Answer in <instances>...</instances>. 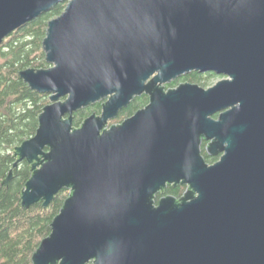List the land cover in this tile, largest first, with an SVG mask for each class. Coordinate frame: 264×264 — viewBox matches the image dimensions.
<instances>
[{
	"label": "water",
	"instance_id": "1",
	"mask_svg": "<svg viewBox=\"0 0 264 264\" xmlns=\"http://www.w3.org/2000/svg\"><path fill=\"white\" fill-rule=\"evenodd\" d=\"M64 3L42 40L50 67L19 73L50 103L0 182L27 163L23 209L68 191L32 264H264V0H0V45ZM191 72L227 79L161 87Z\"/></svg>",
	"mask_w": 264,
	"mask_h": 264
},
{
	"label": "trees",
	"instance_id": "2",
	"mask_svg": "<svg viewBox=\"0 0 264 264\" xmlns=\"http://www.w3.org/2000/svg\"><path fill=\"white\" fill-rule=\"evenodd\" d=\"M59 4L48 12L16 29L0 45V182L9 174L15 162L13 149L32 138L38 128V117L47 104L46 95L33 92L19 77L22 70L47 69L42 40L48 23L64 12ZM212 77V76H210ZM200 81L197 76L186 78ZM207 81V80H206ZM82 109L73 116V127L79 128L88 115ZM205 162H210L204 152ZM31 176L26 162L13 169L7 187L0 188V264H32L30 258L41 241L50 235L53 218L59 213L68 191L57 193L47 206L41 204L21 208V192ZM183 190L178 192L180 195Z\"/></svg>",
	"mask_w": 264,
	"mask_h": 264
},
{
	"label": "flooded vegetation",
	"instance_id": "3",
	"mask_svg": "<svg viewBox=\"0 0 264 264\" xmlns=\"http://www.w3.org/2000/svg\"><path fill=\"white\" fill-rule=\"evenodd\" d=\"M197 76L199 77L200 81H196V82H191L190 80H187L186 78L187 77H190V76ZM212 76V77H210ZM213 77H216V75L213 73V72H204V73H197V72H191V74H188L186 76H183L177 80H175L174 82L170 83V84H166V85H162L161 87H163L164 91H168L170 89H175L177 88V86H179L180 84H186V83H189L191 85H196V86H199L203 89H208V88H204L202 87V85L204 84V81L203 80H209L210 78H213ZM218 77V76H217ZM222 79H227L226 77H221V80ZM220 81V80H219ZM218 81V82H219ZM214 86V85H213ZM149 96L146 95V94H143L139 97H135L133 100H131V102L128 104L127 107L121 109L119 111V113H117V117L113 120H110L107 122V127L109 126H113V125H120L122 124L125 120L135 116V113L139 112V111H142L143 109H145L149 102L148 101ZM103 103H105L104 101H101V102H97L93 105H90L88 106L87 108H85L87 111H88V115L82 120V122L88 118L89 116H91L92 114H94L95 116H99V114H101V111H102V105ZM79 112V111H78ZM76 114V113H75ZM218 116L219 114H216L212 117L213 120H217L218 119ZM81 122V124H82ZM81 126V125H80ZM211 142H206V141H203L202 142V145H201V154L203 155L204 152L206 153V149L207 146L210 144ZM204 157V156H203ZM209 157V156H207ZM220 156L216 157V158H211L209 157L210 159V162H206L207 164L209 165H212L214 163H216L218 160H219ZM205 159V158H204ZM206 161V159H205ZM187 186H182V185H177L176 187H173V186H167L166 188H164V193L163 194H158L156 196V201L155 202H158V200L162 197H166V196H171V197H174L175 199H180L182 197V195L184 194V192L186 191V188ZM180 190H183V192L178 195V192Z\"/></svg>",
	"mask_w": 264,
	"mask_h": 264
},
{
	"label": "rangeland",
	"instance_id": "4",
	"mask_svg": "<svg viewBox=\"0 0 264 264\" xmlns=\"http://www.w3.org/2000/svg\"><path fill=\"white\" fill-rule=\"evenodd\" d=\"M0 61H1V59H0ZM47 67L49 68L50 66L47 64ZM219 80H221V77H219V76L218 77L216 76V77L210 78L207 81L206 80H203L204 81V84L202 85V87L208 88V87L212 86V84L217 83ZM46 101H47V104L50 103V100H49V96L48 95H46Z\"/></svg>",
	"mask_w": 264,
	"mask_h": 264
}]
</instances>
